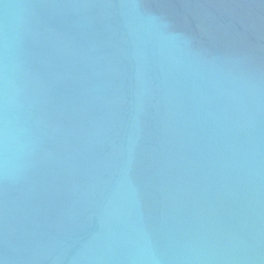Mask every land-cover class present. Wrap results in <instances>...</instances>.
I'll list each match as a JSON object with an SVG mask.
<instances>
[{
    "label": "water",
    "instance_id": "95a60500",
    "mask_svg": "<svg viewBox=\"0 0 264 264\" xmlns=\"http://www.w3.org/2000/svg\"><path fill=\"white\" fill-rule=\"evenodd\" d=\"M0 264H264V0H0Z\"/></svg>",
    "mask_w": 264,
    "mask_h": 264
}]
</instances>
